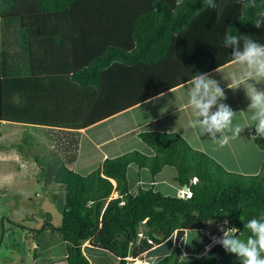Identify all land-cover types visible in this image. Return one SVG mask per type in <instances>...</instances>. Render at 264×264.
I'll use <instances>...</instances> for the list:
<instances>
[{"label": "trees", "instance_id": "trees-1", "mask_svg": "<svg viewBox=\"0 0 264 264\" xmlns=\"http://www.w3.org/2000/svg\"><path fill=\"white\" fill-rule=\"evenodd\" d=\"M214 4L205 7L202 0H0V56L8 57L13 51L21 62L31 61L33 52L37 53L45 42L68 44L76 64L67 57L63 58V67L67 64L72 82L101 91L102 74L118 66H155L170 54L185 63L189 56L186 42L200 32H213L215 17L217 27L238 36L240 31L255 28L253 22L264 13V0H214ZM237 7L241 15L233 19L230 10ZM123 32L135 44L133 49H125ZM14 42L18 46H12ZM208 61H202L207 70L211 68H207L211 66ZM217 64L214 61L212 68ZM0 75L1 106L7 94L2 82L21 78L13 93L22 96L24 87L31 86L32 65ZM2 114L0 109V117ZM81 121L79 115L77 122L62 125L79 128ZM23 136L24 141L15 147L26 154L31 144L25 143V137L32 141L35 137L24 132ZM140 138L154 151L153 156L134 150L106 159L85 176L71 163H62L56 170L54 183L65 191L62 224L56 227L48 223L44 228L59 232L67 245L66 257L59 261L91 264L83 252L89 242L113 253L119 264H127L125 259L133 249L130 244H136L142 232V247H135L133 255L147 251L152 264H241L221 245L206 252L211 241L206 231L219 233L224 220L238 228L239 238L247 239L251 233L244 223L264 215V171L254 176L228 172L176 133L144 132ZM255 142L264 151V137L255 138ZM35 145H39L37 140ZM7 148L0 139V151ZM131 165L147 169L153 176L167 166L175 168L178 175L174 181L181 188L187 185L192 196L165 195L154 187H140L132 193L128 178ZM181 229L186 234L176 245L175 235ZM189 232L195 236L190 237Z\"/></svg>", "mask_w": 264, "mask_h": 264}, {"label": "crops", "instance_id": "crops-1", "mask_svg": "<svg viewBox=\"0 0 264 264\" xmlns=\"http://www.w3.org/2000/svg\"><path fill=\"white\" fill-rule=\"evenodd\" d=\"M237 9L230 10L233 19L241 15V9L239 7ZM213 20H216L213 22L215 24L213 32H200L190 43L186 42L189 44L187 47L189 56L185 63L182 60L177 61L170 54L155 66L143 63L118 66L113 71L107 70V73L102 74L104 81L101 91L95 87L82 88L72 82L67 64L63 67L65 64L63 58L69 57L71 62H74L72 60L74 53L69 51L71 48H68V44L60 46L56 42L48 44L45 42L37 53L33 52L34 60L25 62L16 59L13 51L8 57L1 55L0 72H20L30 63L32 75L29 78L31 86L24 87L21 91L22 96L13 93L19 88L21 78L2 82L3 85L5 83L3 89L7 94L0 106V109H3L0 117V139L8 148L0 151V162H6L4 156L8 157L9 161V157L11 159L20 157L21 160L23 156L25 163H31L32 159L38 162L39 158L35 156L37 149L25 150L27 155L15 149L14 141L21 140L24 132L34 136L39 144L48 146L50 150L55 151L58 148L63 152L65 164L71 163L75 171L80 173L82 168H86L89 170L86 174L88 175L99 168L106 159L119 157L134 150L153 156L154 151L143 142L140 134L161 132L180 135L193 149L205 153L218 164L223 162L216 157L218 155L225 160L236 156L237 161L241 156L244 158V166L240 164L236 172H248L249 157H252L249 161L258 158L262 163L259 154L264 151L259 149L252 138L255 125L250 119L251 113L247 112L250 101L243 86L236 90L230 89L228 87L230 81L225 79V73L239 71L240 67L232 58L233 49L224 44L225 29L223 31L221 27L216 26L218 18L215 17ZM121 36L125 42V49L131 50L135 47L126 32ZM238 36L241 41L250 36L264 44V26L240 31ZM13 45L18 46V42H14ZM55 59L59 60L61 65L57 62L55 65ZM205 59L211 63V66L207 67H211L208 70L207 64L202 62ZM214 61H218L219 64L212 68ZM201 72L209 73L219 82L226 96L221 102L228 104L237 112L235 122L245 127L240 136L230 139L222 148H209L207 144L211 141L209 137L202 135L198 128H188V122L194 119V116L188 103L187 83ZM0 78L3 77L0 75ZM257 87L264 89V83L258 84ZM215 110L214 108L213 111ZM79 115L83 122L81 127L62 125L66 122H77ZM10 116H17V119ZM19 140L17 144L22 141ZM71 151H74L73 156ZM263 164L264 161L262 166ZM20 165L22 164L17 168L21 171L23 167ZM260 166L261 164H258L252 170H257ZM163 170L157 176L150 172L152 175L150 182L143 181L139 176L134 187L130 186L131 192L137 193L140 187L156 189V185L163 182L162 190L166 192L165 195H171L169 193L176 189L177 196L181 195L185 190L174 181L178 175L177 170L161 181L159 177ZM227 171L231 172L230 169ZM129 183L132 185L130 180ZM83 252L91 264H95L97 253L100 254L98 257L104 260L103 263L97 264H119L113 253L90 243L83 247ZM22 264L38 263L30 260Z\"/></svg>", "mask_w": 264, "mask_h": 264}, {"label": "rangeland", "instance_id": "rangeland-1", "mask_svg": "<svg viewBox=\"0 0 264 264\" xmlns=\"http://www.w3.org/2000/svg\"><path fill=\"white\" fill-rule=\"evenodd\" d=\"M22 138L23 136L21 137L23 142ZM18 140L14 141L15 146ZM26 142L31 144L30 149H37L35 151V156L39 158L37 163L34 159L30 160L31 163H25V157L23 156L21 160H19L20 157L16 159L9 157L10 161L8 157L4 156L7 163L2 162V164L0 162V264H22L30 260H35L38 264H46L48 262L64 264L59 261L62 257L64 259L67 254V245L62 235L57 231L52 232L48 228H44V225L48 223L56 227L62 224V206L65 202V191L54 183V177L58 167L65 161L62 155L63 152L58 148L55 151L50 150L44 144L35 145L36 140L32 141L28 137H25ZM207 144L211 149L223 147L212 140ZM15 149L19 150L16 147ZM73 154L74 151H71L72 156ZM259 155L262 157L263 163L264 153L261 152ZM216 157L223 161L219 164L226 171L230 169L231 173L254 176L262 174L264 171L261 160L258 158L249 161L252 157L247 158L244 156L248 159V172H236L240 164L244 166V158L242 159L240 156L237 161L235 160L236 156L235 158H226V160L220 155ZM18 163L22 164L20 165V167H23L21 171L17 168L19 167ZM258 164H261V166L257 170H252ZM81 171L82 173H78L86 175L89 170L82 168ZM175 172V168L168 166L164 168L159 178L162 181L163 178L169 177ZM139 176L146 182H150L152 178L150 171L141 170L136 165H131L129 168V180L132 185L130 186L136 183ZM142 185L145 186L146 184ZM162 188H164L163 182L156 185L157 191L165 194L166 192ZM177 191L176 189L169 194L177 195ZM116 196L117 194L114 195V197ZM42 228L44 231L40 233H34L32 230ZM189 233L190 237L195 236L194 232ZM87 244L89 243H86L84 248ZM97 254L100 256L99 253ZM98 256H95V264L103 263L104 260Z\"/></svg>", "mask_w": 264, "mask_h": 264}, {"label": "clouds", "instance_id": "clouds-1", "mask_svg": "<svg viewBox=\"0 0 264 264\" xmlns=\"http://www.w3.org/2000/svg\"><path fill=\"white\" fill-rule=\"evenodd\" d=\"M202 2L205 7H215L214 0ZM253 23L257 28L264 26V13H260ZM224 44L233 49L232 58L240 67L239 71L225 73V79L230 81L228 87L236 90L243 86L250 101L247 112L251 113L250 119L255 125L256 134L252 138H262L264 89L258 88L257 85L264 83V44L250 36L241 41L239 36L231 33H226ZM187 89L188 103L194 116V119L188 122V128H198L202 135L209 137L221 147L229 143L230 139L240 136L245 127L235 122L237 112L228 104L221 102L226 96L217 80L209 73L201 72L191 78L187 83ZM184 192L191 191L188 189ZM224 224L227 225L228 221ZM244 228L251 233L246 240L239 238L238 228L222 226L223 236L213 238L214 242L219 243L226 252L235 254L241 264H264V215L251 218L244 223Z\"/></svg>", "mask_w": 264, "mask_h": 264}, {"label": "built area", "instance_id": "built-area-1", "mask_svg": "<svg viewBox=\"0 0 264 264\" xmlns=\"http://www.w3.org/2000/svg\"><path fill=\"white\" fill-rule=\"evenodd\" d=\"M196 181V180H195ZM181 196H183L184 198H190L192 196L191 192H181ZM224 220L221 224V226L219 227V233L215 234V235H211L210 231H206V234L210 236V243L206 246V252L210 251L211 249H213L215 246L219 245V243H215L213 238H222L223 236V232L221 231V227H232L231 224L228 222L227 225L224 224ZM144 239V235L142 232L139 233L138 235V241L136 244H134V242H132L131 248H135V247H139L141 248V240ZM151 243V242H150ZM133 249L132 251L129 253L128 257L125 259L127 264H152V262L150 261V259L148 258L147 254L148 252H144L143 254H139L137 256L133 255ZM187 254H184V256H186Z\"/></svg>", "mask_w": 264, "mask_h": 264}, {"label": "water", "instance_id": "water-1", "mask_svg": "<svg viewBox=\"0 0 264 264\" xmlns=\"http://www.w3.org/2000/svg\"><path fill=\"white\" fill-rule=\"evenodd\" d=\"M188 186L186 185L185 187H184V190L185 191H188ZM185 234H186V231L185 230H183V229H181V230H178L177 232H176V235H175V244L176 245H180V243L182 242V240L184 239V237H185Z\"/></svg>", "mask_w": 264, "mask_h": 264}]
</instances>
